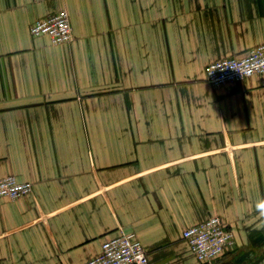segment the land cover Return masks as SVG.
<instances>
[{
  "label": "crops",
  "instance_id": "obj_1",
  "mask_svg": "<svg viewBox=\"0 0 264 264\" xmlns=\"http://www.w3.org/2000/svg\"><path fill=\"white\" fill-rule=\"evenodd\" d=\"M74 39L31 25L58 9ZM264 42V0H0V264H83L136 232L148 264H200L184 230L264 264V75L214 86L209 63Z\"/></svg>",
  "mask_w": 264,
  "mask_h": 264
},
{
  "label": "built area",
  "instance_id": "obj_2",
  "mask_svg": "<svg viewBox=\"0 0 264 264\" xmlns=\"http://www.w3.org/2000/svg\"><path fill=\"white\" fill-rule=\"evenodd\" d=\"M36 2L44 0H34ZM33 36L48 35L54 44L71 42L75 35L66 8L37 19L30 28ZM264 75V42L253 46L244 56L215 60L206 67V79L214 86L234 84L253 75ZM33 183L16 175L0 176V198L18 199L31 193ZM183 238L200 264H213L236 242L235 234L218 215L187 227ZM149 253L134 231H125L107 239L100 253L83 264H148Z\"/></svg>",
  "mask_w": 264,
  "mask_h": 264
},
{
  "label": "clouds",
  "instance_id": "obj_3",
  "mask_svg": "<svg viewBox=\"0 0 264 264\" xmlns=\"http://www.w3.org/2000/svg\"><path fill=\"white\" fill-rule=\"evenodd\" d=\"M257 211L261 214V216H264V200H261L256 205Z\"/></svg>",
  "mask_w": 264,
  "mask_h": 264
}]
</instances>
